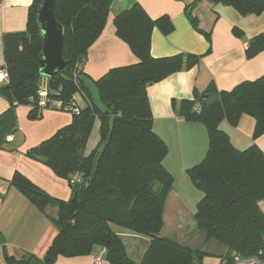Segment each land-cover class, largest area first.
Segmentation results:
<instances>
[{"label": "trees", "instance_id": "trees-1", "mask_svg": "<svg viewBox=\"0 0 264 264\" xmlns=\"http://www.w3.org/2000/svg\"><path fill=\"white\" fill-rule=\"evenodd\" d=\"M200 0H194L197 3ZM232 7L240 15H258L264 0H210ZM113 0H56L54 17L64 28L62 57L67 65L47 78L48 98L61 102V111L70 112L71 123L28 152L32 159L47 165L67 180L68 201L53 199L15 174L11 184L41 213L56 208L51 221L57 234L39 264H55L65 258L90 255L104 250L108 264H197L204 252L194 251L160 235L165 200L173 178L163 167L167 146L153 132L147 86L191 68L197 57L176 55L153 58L150 39L153 28L169 34L172 24L163 16L152 20L138 4L114 18L116 36L129 47L137 62L109 70L92 81L105 110L100 112L79 82L89 47L101 34ZM42 0H33L23 32L3 37V53L9 75L0 94L10 103L31 107L29 117L39 119L42 109L37 95L41 77L39 55L42 47L37 11ZM196 28V21L189 18ZM237 35L238 31L234 30ZM264 52V33L254 37L246 57ZM89 78V77H88ZM81 92L86 108H74L75 94ZM209 98L181 102L185 120L199 122L208 133V150L203 160L188 170L194 187L201 193L194 220L207 242L226 247L223 260L234 264L259 257L264 260V153L251 145L243 151L232 147L220 129L226 122L236 127L242 116L254 122L252 138L264 134V76L240 83L229 92L209 86ZM49 104V105H48ZM47 107L51 106L50 103ZM98 119L100 141L87 155L85 145ZM79 183H71L73 175ZM120 235L150 240L140 263L128 257ZM6 264H30L32 256L20 259L4 254Z\"/></svg>", "mask_w": 264, "mask_h": 264}, {"label": "crops", "instance_id": "crops-1", "mask_svg": "<svg viewBox=\"0 0 264 264\" xmlns=\"http://www.w3.org/2000/svg\"><path fill=\"white\" fill-rule=\"evenodd\" d=\"M33 0H0V67L6 68L3 37L25 31L29 8ZM113 0L104 28L89 47L81 70L90 80L96 81L109 70L137 62L127 44L116 36L114 18L138 4L152 20L166 16L172 24L169 34L153 28L150 55L166 58L176 55L197 57L188 69L174 73L164 80L147 86L146 93L152 115L153 132L167 146L163 167L173 178L172 188L165 200L163 227L160 235L194 251L204 252L197 264H228L223 260L226 247L205 240L196 228L194 214L201 193L192 184L188 170L199 164L208 150V133L203 124L185 120L180 105L193 100L213 86L219 92H229L240 83L254 81L264 76V52L246 57L250 40L264 33V11L258 15H240L232 7L215 4L210 0ZM189 18L196 21V28ZM234 30L238 31L236 35ZM5 81L1 86H7ZM0 86V87H1ZM41 88L47 87V78L41 77ZM196 95V96H195ZM80 108L88 101L84 94L74 96ZM31 107L12 104L0 94V233L5 243L0 246V264H6L4 254L20 259L32 256L30 264L40 260L57 234L52 218L56 208L38 211L12 184L15 174H20L49 197L68 201L71 190L67 180L57 177L51 168L28 156L41 143L71 123L72 115L53 106L43 109L39 119L29 117ZM100 123L96 119L85 145L87 156L99 143ZM220 129L227 135L232 147L243 151L256 145L264 153V134L253 140L254 122L242 116L236 127L226 122ZM264 215V200L259 203ZM187 218L172 232L166 224L169 213ZM189 226V227H188ZM130 259L140 263L149 247L145 237L120 235ZM264 241V237H263ZM95 248L90 255L65 258L59 256L55 264H93L100 257Z\"/></svg>", "mask_w": 264, "mask_h": 264}, {"label": "water", "instance_id": "water-1", "mask_svg": "<svg viewBox=\"0 0 264 264\" xmlns=\"http://www.w3.org/2000/svg\"><path fill=\"white\" fill-rule=\"evenodd\" d=\"M56 0H42L37 11V24L39 27V37L42 47L39 55L40 77H54L62 70L67 62L62 57V48L64 40V28L56 21L54 17ZM79 82L90 95L93 106L103 112L104 106L100 102L99 93L95 84L86 76H79ZM209 98L208 95L201 96V100ZM5 240L0 233V246L4 245Z\"/></svg>", "mask_w": 264, "mask_h": 264}, {"label": "built area", "instance_id": "built-area-1", "mask_svg": "<svg viewBox=\"0 0 264 264\" xmlns=\"http://www.w3.org/2000/svg\"><path fill=\"white\" fill-rule=\"evenodd\" d=\"M9 78L8 72L6 68L0 67V86L3 85L5 81H7ZM38 98H39V107L40 109H48L53 106H57V109L61 108V102L59 101H50L48 98V92L45 87L38 89L37 92ZM50 103L51 106L47 107V104ZM49 105V104H48ZM73 112L77 113V105L76 101H74V108L72 109ZM80 179L78 175H73L71 177V183H79ZM101 255H104V250H102ZM93 264H102L101 258L98 256L94 259ZM234 264H264V260L260 259L259 257H255L249 260L241 261L239 259H235Z\"/></svg>", "mask_w": 264, "mask_h": 264}, {"label": "rangeland", "instance_id": "rangeland-1", "mask_svg": "<svg viewBox=\"0 0 264 264\" xmlns=\"http://www.w3.org/2000/svg\"><path fill=\"white\" fill-rule=\"evenodd\" d=\"M176 217H178V216L174 215V213L170 212L168 214V218L166 219V222H167L166 224L169 226V228L172 232H176V230L179 228V225H181V227L183 228V225L187 224V222H188L186 217L183 218V214H181L179 217L180 221L177 220Z\"/></svg>", "mask_w": 264, "mask_h": 264}]
</instances>
